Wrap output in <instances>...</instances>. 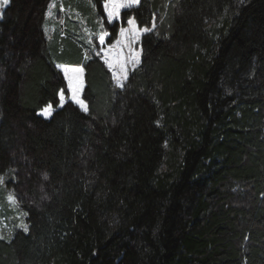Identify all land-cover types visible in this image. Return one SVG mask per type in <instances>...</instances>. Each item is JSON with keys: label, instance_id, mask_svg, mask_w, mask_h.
I'll return each mask as SVG.
<instances>
[{"label": "trees", "instance_id": "trees-1", "mask_svg": "<svg viewBox=\"0 0 264 264\" xmlns=\"http://www.w3.org/2000/svg\"><path fill=\"white\" fill-rule=\"evenodd\" d=\"M50 3L0 17V175L28 226L0 236V264H264V0L123 10L107 43L129 17L150 29L123 89L48 41ZM56 63L84 69L87 112L59 107Z\"/></svg>", "mask_w": 264, "mask_h": 264}, {"label": "rangeland", "instance_id": "rangeland-1", "mask_svg": "<svg viewBox=\"0 0 264 264\" xmlns=\"http://www.w3.org/2000/svg\"><path fill=\"white\" fill-rule=\"evenodd\" d=\"M67 3H69L70 5ZM0 4H2V0H0ZM50 4L54 5V7L50 8ZM50 4L46 12V21H45L46 22L45 33H46V37L48 38V41L51 42V40L49 39L52 37V35H54L57 32L59 33L58 36L60 38H66L69 36L71 39L79 43V46L82 50L81 58L83 60L90 57L91 55H95V51H98L100 47L98 41V35L102 30V26H103V30L108 31V29L104 25L105 23H107V16L104 10H103L104 19L101 20V18L96 13L90 0H51ZM136 5L137 4L133 5L132 7H135ZM6 6L0 7V17L2 15V10ZM155 20L156 18H153L151 29L155 27ZM107 25L110 26L112 24L107 23ZM124 27H128L127 23ZM118 32L119 29L117 31L115 39H113V41L110 43L105 42L104 47H106L109 44L115 43V40L118 38ZM108 38L109 37H106V41ZM52 40L54 41V39ZM63 42H64L63 44H65L66 40H64ZM139 44H140V39L134 45V48H136L141 53ZM94 46H96L95 49ZM100 59L103 61L101 57ZM139 63H140V57H139ZM139 63L135 67L129 65L128 74L133 69H135L139 65ZM58 65L67 66V67H81L80 65H67V64H59V63L57 64V66ZM105 66L107 67V65ZM57 69L60 71L64 79L61 69L58 67ZM109 71L111 73V70ZM82 79H83V73H82ZM113 83L115 84L114 80ZM67 97H68V93L66 96V101H70L67 99ZM80 110L83 111L82 109ZM39 114L44 119H48L51 115V114L44 115L42 114V111ZM12 174H13L12 171H8L5 174L0 175V236L5 240H8L12 236L14 230L17 229L24 230V228L20 227V225L22 222L25 224V220L23 216L24 214H22L21 211L19 210L16 201L15 203H13L8 199L9 196H14L12 191L7 189L6 187V183L10 180H13L14 178Z\"/></svg>", "mask_w": 264, "mask_h": 264}, {"label": "snow or ice", "instance_id": "snow-or-ice-1", "mask_svg": "<svg viewBox=\"0 0 264 264\" xmlns=\"http://www.w3.org/2000/svg\"><path fill=\"white\" fill-rule=\"evenodd\" d=\"M140 0H104L103 10L107 16V23L112 24L121 17L122 10L130 9L133 5L139 4ZM9 0H2L0 7L8 5ZM54 5L50 4V8ZM128 27H120L118 38L115 43L104 47L106 37L110 36L108 31L102 30L98 35L99 50L95 51L96 56H100L104 64L111 70L112 79L115 81L116 87L123 89L125 87L124 81L128 78L129 65L135 67L139 63L140 51L134 48V45L139 41L142 34L150 31L149 28H138L134 17H129L126 21ZM154 27V26H153ZM96 46H94L95 49ZM61 69L66 84L58 91L59 107H63L67 99L77 105L80 109L87 112L88 106L85 99L81 97L83 91L82 67H67L58 65ZM55 109L48 105L42 110V114L50 115ZM45 179L47 176L45 175ZM8 199L15 203V197L9 196ZM20 227L27 231V225L23 222Z\"/></svg>", "mask_w": 264, "mask_h": 264}, {"label": "crops", "instance_id": "crops-1", "mask_svg": "<svg viewBox=\"0 0 264 264\" xmlns=\"http://www.w3.org/2000/svg\"><path fill=\"white\" fill-rule=\"evenodd\" d=\"M57 64H58V63H56L55 65L57 66ZM59 64H67V63H59ZM67 65H70V64H67ZM40 112H41V111H40ZM40 112H39V113H40ZM39 115H40V114H39Z\"/></svg>", "mask_w": 264, "mask_h": 264}, {"label": "bare ground", "instance_id": "bare-ground-1", "mask_svg": "<svg viewBox=\"0 0 264 264\" xmlns=\"http://www.w3.org/2000/svg\"><path fill=\"white\" fill-rule=\"evenodd\" d=\"M44 108V107H43Z\"/></svg>", "mask_w": 264, "mask_h": 264}]
</instances>
